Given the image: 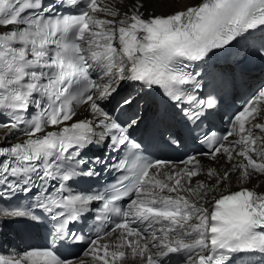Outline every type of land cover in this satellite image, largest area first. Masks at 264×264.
Segmentation results:
<instances>
[{
	"label": "snow or ice",
	"instance_id": "obj_1",
	"mask_svg": "<svg viewBox=\"0 0 264 264\" xmlns=\"http://www.w3.org/2000/svg\"><path fill=\"white\" fill-rule=\"evenodd\" d=\"M241 39L259 43L213 64ZM250 56L264 62V0H0V230L46 233L0 264H264V87L223 136L202 127ZM123 84L158 90L204 150L147 158Z\"/></svg>",
	"mask_w": 264,
	"mask_h": 264
},
{
	"label": "bare ground",
	"instance_id": "obj_2",
	"mask_svg": "<svg viewBox=\"0 0 264 264\" xmlns=\"http://www.w3.org/2000/svg\"><path fill=\"white\" fill-rule=\"evenodd\" d=\"M194 1L195 0H180V3L181 4H192ZM156 11H157V13H159L161 11H167V9L166 8H157ZM0 133H2V132H0ZM230 138H232V137H230ZM207 163L211 164L212 162H207ZM212 166L218 167L215 164H212ZM255 179L256 178H254L253 183L255 182ZM260 179L262 182V188L261 189H263L264 188V178H260ZM247 186L252 187V183L248 184ZM232 187H233V190H238V185H237L235 177L233 178V181H232ZM261 189H258V190H261Z\"/></svg>",
	"mask_w": 264,
	"mask_h": 264
}]
</instances>
